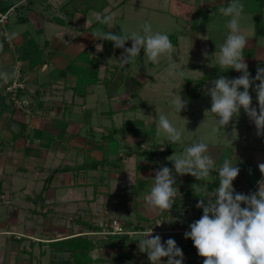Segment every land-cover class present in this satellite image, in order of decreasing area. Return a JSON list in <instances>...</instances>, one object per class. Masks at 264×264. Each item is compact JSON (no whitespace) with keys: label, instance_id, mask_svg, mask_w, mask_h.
Masks as SVG:
<instances>
[{"label":"crops","instance_id":"crops-1","mask_svg":"<svg viewBox=\"0 0 264 264\" xmlns=\"http://www.w3.org/2000/svg\"><path fill=\"white\" fill-rule=\"evenodd\" d=\"M228 3L0 0V12L13 7L0 22V77L10 75V65L20 60L27 84L23 95L29 102L25 110L0 97V264H151L138 247L142 236L96 233L112 217L139 229L158 221L162 243L173 238L182 249L183 264H202L205 257L184 236L203 214L197 201H206L193 185L214 192L224 158L240 169L232 182L235 192H256L264 181L258 166L264 163V134H257L243 108L220 133H212L216 119L208 90L219 76L231 79L241 73L212 65L201 77L199 94L191 97L194 78H165L168 55L154 64L141 49L122 65L123 49L97 33H142L145 22L159 32L182 22L181 34L168 35L172 50L189 61L210 52L218 61L230 18L220 9ZM243 3L240 33L248 37L244 60L254 77L264 67V0ZM107 15L114 17L111 26L102 23ZM130 45L131 40L125 42ZM192 64L187 67L195 75L197 64ZM177 91L187 102L180 113L170 103ZM249 92L251 106L259 110L254 85ZM192 98L199 101H188ZM160 114L174 125L183 115V124H177L186 131L181 141L170 142L157 131ZM193 141L209 144L216 164L208 178L174 172L171 159ZM160 146L165 150L159 151ZM164 166L173 169L179 192L170 209L155 210L147 195L155 170ZM80 237L90 245L79 246ZM69 238L73 242H66Z\"/></svg>","mask_w":264,"mask_h":264},{"label":"clouds","instance_id":"clouds-1","mask_svg":"<svg viewBox=\"0 0 264 264\" xmlns=\"http://www.w3.org/2000/svg\"><path fill=\"white\" fill-rule=\"evenodd\" d=\"M220 11L230 17L227 21L229 32L219 46L218 61L212 60L211 63L225 69H234L241 74L231 79L219 76L208 90L211 96L210 112L215 114L216 119L212 133H220L222 126L227 125L234 116H238L243 108L255 124L257 134H264V67L257 68L256 75L252 77L244 60L248 37L240 33V21L245 15L243 0H229L228 5ZM113 19V15H107L102 23H109L111 26ZM97 36L101 40L112 41L114 47L123 49L119 58L122 65L131 63L139 56L141 49L154 64L159 62L162 55H168L170 63L165 78L184 81L183 73L171 62L173 44L168 34L153 32L148 22L142 25V33L98 32ZM129 40L131 46L126 47L125 42ZM255 81L259 83L254 84ZM253 85L259 110L256 106H251L252 96L249 88ZM179 89L180 87L177 90ZM170 103L175 111L180 113L187 102L182 100L177 91L171 97ZM157 131L163 132L170 142L181 141L184 135L183 131L163 114L158 117ZM171 160L175 173H188L198 180L208 178L216 164L209 154V144L204 141H193L185 145L183 153ZM258 166L264 173V163ZM173 169L164 166L155 170L154 183L146 200L151 208L167 210L172 207L179 192ZM239 171V167L231 158H224L218 168L219 186L214 192H209L206 186L193 185L194 190L202 193L200 197L206 198V201H197L196 206L202 208L203 214L189 224L190 231H185L184 236L190 237L198 255L205 257L202 264H264V181L259 182L256 192H235L232 182ZM151 232L152 228L139 233L142 239L138 242L139 250L147 253L151 264H183V252L176 241L169 237L162 243L161 236H150ZM162 257H167L166 262L161 261Z\"/></svg>","mask_w":264,"mask_h":264},{"label":"built area","instance_id":"built-area-1","mask_svg":"<svg viewBox=\"0 0 264 264\" xmlns=\"http://www.w3.org/2000/svg\"><path fill=\"white\" fill-rule=\"evenodd\" d=\"M13 10V7L10 9L0 12V22H4L10 11ZM5 39L8 40V37L5 35ZM20 60H15L10 65V75H5L0 77V97L6 99L11 105L18 108H23L25 110H28L27 107L29 102L24 98V92L26 90L27 84L26 79L22 75V65ZM166 147L160 146L158 148L159 151H164ZM187 208H190L188 206ZM158 221L155 222L153 227H148L145 229H139L134 224H125L122 221H120L116 217H112L107 224L101 225V229L97 231L96 233L101 235V237H107L109 235H121L126 236L128 238L135 237L139 235V233L144 232L148 229L152 228V232L149 235L152 234H158L163 232L164 230H161L159 228Z\"/></svg>","mask_w":264,"mask_h":264},{"label":"rangeland","instance_id":"rangeland-1","mask_svg":"<svg viewBox=\"0 0 264 264\" xmlns=\"http://www.w3.org/2000/svg\"><path fill=\"white\" fill-rule=\"evenodd\" d=\"M163 26H167L166 25H163ZM175 28L170 27L168 29H165V28H161L159 32H163V33H167L168 35L170 34H174V35H179L181 34L183 31H184V28H183V23L181 22V24H175L174 25ZM131 46V45H130ZM171 57L174 58L171 60L172 63H175L176 65V68L177 70L181 71L183 73V76L185 77H192L194 78L195 80V84L192 85L190 88H189V93H188V96H191V97H194L196 94H199V91H200V87H201V81H203V77L204 75H206L207 73H209L211 71V66H212V63L211 61L214 60V58H212L211 56V53L208 52L207 55H201L199 56L196 55V56H192V60H188V58L186 56H178V55H181V54H176L174 50H171ZM167 60L170 62L169 60V57L167 58ZM193 63V62H196L197 66H196V74L194 75L191 71V68H190V71L188 69L187 66H190L192 67V65H189V63ZM188 64V65H187ZM201 78V79H200ZM182 100H185L186 98L184 96H181ZM188 101H199V100H188ZM171 109V108H170ZM183 115L181 116V119H178L180 120L181 122L178 123V121L175 123L176 127H177V124H183V119H182ZM177 120V119H176ZM171 122L174 124V120H171ZM183 131V130H182ZM186 131H184L183 133H185ZM162 143V142H160Z\"/></svg>","mask_w":264,"mask_h":264},{"label":"trees","instance_id":"trees-1","mask_svg":"<svg viewBox=\"0 0 264 264\" xmlns=\"http://www.w3.org/2000/svg\"><path fill=\"white\" fill-rule=\"evenodd\" d=\"M217 180H218V175H217V177H215V181H214V183H213L214 185H217ZM214 185H213V186H214ZM75 239H76V238H75ZM77 239H78V240H77V241H78L77 244H78L79 246L82 245V247H83V246L86 245V247H88V246L90 245V241H87V240L84 239V238H81V237H80V238H77ZM67 241H68V242L70 241V243H71V242H73V238L66 239V242H67ZM75 241H76V240H75Z\"/></svg>","mask_w":264,"mask_h":264}]
</instances>
